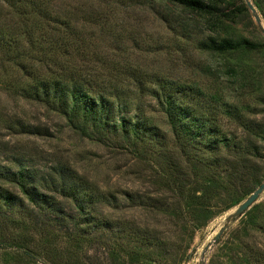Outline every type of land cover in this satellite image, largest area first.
I'll list each match as a JSON object with an SVG mask.
<instances>
[{"label":"rangeland","instance_id":"rangeland-1","mask_svg":"<svg viewBox=\"0 0 264 264\" xmlns=\"http://www.w3.org/2000/svg\"><path fill=\"white\" fill-rule=\"evenodd\" d=\"M148 1L34 0L46 11L41 17H28L47 29L55 15L69 22L87 45L86 52L87 49L89 51L86 55L91 56L89 62L92 58L104 62L96 66L99 69L98 82L106 80V85L114 84L119 89L117 94H127L124 99L120 97L124 101L122 105L126 104L130 109L126 117H132L135 122L140 115L146 135L135 145L127 143L125 147H120V143H97L72 131L63 118L44 105L23 100L0 85V167H12L7 160L18 154L24 156L25 166L37 171H45L58 164L70 167L78 178L87 183L85 200L93 220L115 227L114 233L122 232L118 244L124 246L131 235L134 249L165 259V264H264L262 219H249L254 208L264 204V193L241 217L227 224L226 217L240 204L224 210L231 195L228 187L213 192L211 214L201 218L197 213L180 215L176 204L179 199L170 192L163 193L161 187H152L157 176L168 167L169 174L178 172L180 178L192 169L205 170L208 175L209 165L214 161L212 153L228 160L245 157V162L236 171L241 174L250 172L256 178L258 184L253 191L264 182V144L256 143L260 157L248 151L246 134L235 122L228 121L222 112L223 103L240 108L245 102L249 104L250 113L240 109V118L264 123V51L225 56L202 52L197 43L215 35L214 27L193 21L190 26L171 28L165 20H160L157 13L145 9ZM245 1L241 0V3ZM248 1L252 4V0ZM24 6L27 9L23 11H29L28 6ZM22 19L20 13L0 2V27L6 34ZM237 22L233 25L236 30L230 31L232 36L247 38L254 43L264 42L263 22L262 27L254 22L255 28L244 16ZM186 28L190 33H185ZM238 62L242 63L246 75L252 77L253 82L251 89L240 98L230 91L236 87V79L225 72L226 67H235ZM124 71L129 72L131 78H127ZM5 72L9 76L7 80H10L13 74L9 68ZM113 74L116 80L110 77ZM155 79L200 88L203 95L189 91L179 98L180 106L185 112L189 111L192 116L207 122L213 134L233 139L236 144L234 151L221 147L211 151L202 145L188 150L191 160L182 157V142L172 133L162 106L142 91L157 88ZM138 81L142 82V89L137 87ZM211 96H216V103ZM15 120L25 126L41 128L48 135H21L15 130H6L5 123ZM220 174L221 179H227L225 169ZM229 178L233 181L235 175ZM3 189L14 201L7 205L0 200V264H91L93 259L87 257H96L95 252L103 250L104 245L87 243L91 236L100 234V227L91 229V234L83 237L86 244H81L79 238L69 240L73 224L60 228L59 224L67 222L62 218L56 225L52 224L51 219L56 213L67 219L78 215L77 207L71 201L55 197L56 208L39 209L11 184L5 182ZM152 199L157 201L156 206H152L155 203L149 205ZM53 208L55 213H52ZM197 218L200 221L196 222ZM43 219H46V224H42ZM224 226L226 230L214 243L215 236ZM146 234L151 236L149 241L157 244L158 240L161 245L138 243L137 239ZM7 244L11 247H5ZM143 259L140 258L141 261Z\"/></svg>","mask_w":264,"mask_h":264},{"label":"trees","instance_id":"trees-1","mask_svg":"<svg viewBox=\"0 0 264 264\" xmlns=\"http://www.w3.org/2000/svg\"><path fill=\"white\" fill-rule=\"evenodd\" d=\"M0 2L13 12L20 13L23 18L18 20L16 27L7 34L4 28L0 27V85L23 100L44 105L49 111L63 118L72 131L97 143H115V145L120 143V147H125L127 143L135 145L146 135L143 123L139 120L140 115H137L135 122L132 117H126L130 109L126 104L122 105L124 101L120 97L124 99L127 94H117L116 91L119 89L114 87V84L106 85V80L104 83L98 82L99 69L96 66L103 65L104 62H99L97 58H92V61H95L89 62L91 56L86 55L89 51L87 49L86 52L87 45L80 40V34L73 31L69 22H64L55 15L51 18L52 24L47 29L36 22V19V23L28 19L31 15L41 17L46 11L34 3V0H0ZM24 5L28 6L29 11H23L27 9ZM252 5L264 24V0H252ZM146 7L145 9L157 13L160 20H165L171 28L179 25L190 26L193 21L198 22V25L214 27L215 35H209L197 43V48L202 52L225 56L264 51V42L254 43L247 38H235L231 34L236 30L234 26L241 16H244L254 28L256 27L246 3H241V0H149ZM184 31L190 33L187 28ZM237 64L239 66L226 67L225 72L236 79V87L230 91L237 93L239 96H236L240 98L251 89L253 82L252 77L246 75L242 63ZM7 68L13 74L10 80H7L9 79L5 72ZM125 76L131 78L129 72H126ZM110 77L116 80L115 74ZM155 81L157 88L142 91L162 106L172 133L182 142L183 148L180 154L182 157L186 156L191 160L189 149L194 147L198 149L197 146L202 145L211 151L219 150L220 147L234 151L236 144L233 139L213 134L207 122L192 116L189 111L185 112L180 106L179 98L187 95L189 91L199 96L203 95L200 88L160 82L158 79ZM137 87L142 89V82L138 81ZM215 97L211 96V99L214 100ZM223 104L222 112L225 118L235 122L246 134L249 142L248 151L255 153L256 157L262 156L256 143L259 141L264 144V123H254L240 118V109L246 114L250 113L249 104L245 102L240 108L236 105ZM15 121L6 122L5 129L15 130L21 135H48L41 128L25 126ZM214 131L216 132V128ZM212 154L214 161L209 165L208 175L205 170L192 169L191 172L187 170L183 174L184 179L180 178L181 174L178 172L176 175L169 174L170 167H168L162 170L153 183L152 187L163 188V193L170 192L174 198L179 199L176 204L180 208V215L197 213L201 218L202 215L205 217L211 214V208L214 207L210 204L211 199L214 198L213 192L226 187L231 190V195L224 210H229L244 201L253 192V187L257 186L256 178L250 175V172L245 171L241 174L236 171L237 167L245 162L243 161L245 157L240 156L239 159H229V161L224 156L219 158L216 153ZM18 155H13L7 160L16 169L13 170L10 166L0 167V200L3 203L9 205L14 201V198L3 189L5 182L11 184L23 198L39 209L56 208L55 197L71 201L77 207L78 215L67 219L56 213L51 222L56 225L60 218L67 221L59 224L60 228L68 227L66 224L69 223L73 224L69 240L75 241L79 238L81 244H86V238L83 237L90 235L91 229L100 227V234L91 236V241L87 240V243L93 242L94 246L104 245L100 253L95 252L96 257H87L93 259L91 264H165V259L155 258L150 253L142 254L139 249H134L131 235L124 246L118 244L122 232L114 233L112 231L115 227L93 220L94 217L90 216L91 209L88 208L85 200L87 183L78 178L70 167L58 164L45 171H37L25 166L22 159L24 156ZM196 159L198 160L199 156ZM223 169L228 172L226 180L221 179L220 172ZM231 175H235L233 181L229 180ZM39 191L46 193L40 194ZM150 201L149 205L155 203L152 206H156L155 199ZM54 208L52 213L56 212ZM257 218L262 219L264 229V204L255 207L249 219L254 221ZM195 220L200 221L199 218ZM42 224H46V219H43ZM194 228H197L196 225ZM137 236L136 234L135 237ZM150 237V234H146L137 241L142 245H161L158 240L157 244L149 241ZM5 247L11 246L7 244ZM122 255L126 257L120 260ZM141 257L144 258L143 261L140 260Z\"/></svg>","mask_w":264,"mask_h":264},{"label":"water","instance_id":"water-1","mask_svg":"<svg viewBox=\"0 0 264 264\" xmlns=\"http://www.w3.org/2000/svg\"><path fill=\"white\" fill-rule=\"evenodd\" d=\"M255 24L259 27H262V20L260 16L257 14L256 9L253 5L246 0L245 1ZM264 35V30H263ZM264 193V182L260 184L244 201H242L231 214L226 217V223L229 224L232 221H235L237 218L241 217L245 211H247L255 202L259 199V197ZM226 230V226L222 227L218 234L214 238V243L221 237L223 232Z\"/></svg>","mask_w":264,"mask_h":264}]
</instances>
